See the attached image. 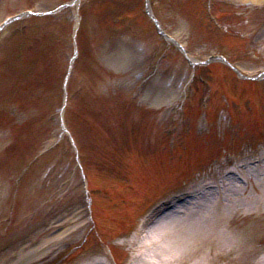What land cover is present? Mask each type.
<instances>
[{"label": "rangeland", "instance_id": "rangeland-1", "mask_svg": "<svg viewBox=\"0 0 264 264\" xmlns=\"http://www.w3.org/2000/svg\"><path fill=\"white\" fill-rule=\"evenodd\" d=\"M253 1L0 0V25L27 15L0 34V264H124L155 202L261 158L264 0ZM148 8L192 61L212 59L201 78Z\"/></svg>", "mask_w": 264, "mask_h": 264}, {"label": "bare ground", "instance_id": "bare-ground-1", "mask_svg": "<svg viewBox=\"0 0 264 264\" xmlns=\"http://www.w3.org/2000/svg\"><path fill=\"white\" fill-rule=\"evenodd\" d=\"M253 159L157 205L123 242L133 255L128 264H264V153ZM51 247L47 241L39 249L49 258ZM84 264L110 263L94 257Z\"/></svg>", "mask_w": 264, "mask_h": 264}]
</instances>
